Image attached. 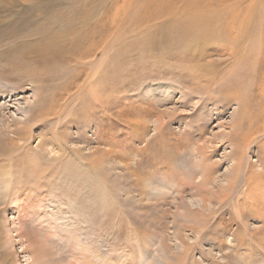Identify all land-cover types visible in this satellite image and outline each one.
<instances>
[{"label": "rangeland", "instance_id": "obj_1", "mask_svg": "<svg viewBox=\"0 0 264 264\" xmlns=\"http://www.w3.org/2000/svg\"><path fill=\"white\" fill-rule=\"evenodd\" d=\"M48 1L51 2L50 6L35 9L33 0H25V5L32 6L28 8L15 5L19 2L12 5L14 0H0V86L10 91L8 95L0 96V145L10 143L11 138L18 141L14 131L24 127V123L19 122L29 121L31 113L35 112L33 110L40 101L49 104L54 100L57 108L62 107L61 111H69L73 106L79 107L82 100H90L92 96L90 88L92 90L93 86L87 87L86 84L91 79L89 76L94 72L91 65L83 66L79 62L97 60L99 63L97 66L100 67V74L103 75L105 83V96L110 100L104 103V107H99L102 110L103 121L98 127H101H99L100 131L106 130L107 134L97 138L96 132L99 130L93 124L84 129L70 125L72 129L69 127L68 132L72 141L70 146L76 147L87 156L100 151L95 154L96 158L102 157L106 161L103 164L104 175H106L105 179H108L107 184L111 188L114 204L117 205V221L111 222L109 215L105 213L106 209L92 216L94 218L91 219L90 227L95 228L93 240L100 247V254H103L100 255L103 259L100 261L101 264L109 262L110 259H116L117 264H142L146 259L156 264H264V192L259 200L249 199L244 203L242 201L245 195L241 194L237 198L238 201L233 200L229 204H219L213 199L208 205H200V207L189 205L195 211L194 214H189L185 205H181L176 191L180 180L185 178L184 175L175 177L168 174L164 179L165 174L159 175L155 172L165 167L173 171L169 166L170 163H180L184 160L190 162L192 157L197 159L196 153L192 156L189 151L194 150L197 145H210L213 148L208 150H215L208 155V160H211L209 163L213 164L216 170L215 175L212 176L215 180L213 188L218 191L220 185L225 186L227 184L225 174L233 167V162L227 156L233 148L222 135L230 134L229 125L233 114L238 110V105L234 103L232 97L217 106L211 101L205 103L206 100L195 97L196 93L190 83L186 85L177 81L175 77L170 76L171 74L164 75L155 84L150 83L146 77L152 68L151 59L165 58L166 50L173 51L170 55L172 62L179 58L186 62L184 66L175 67L173 71L177 72L176 74H183L187 67L192 68L198 72L197 82L201 86L211 84L209 78L215 82L217 79L220 81L227 78L234 70L236 74L239 69L240 53L219 55L216 49H221V46L216 47L209 42L203 44L204 40L209 39H204L205 35L200 32L198 33L203 38L196 36L197 33L194 34L193 31L197 29L192 26V21L198 22L201 15L214 19L212 27L229 35V44L232 42L238 52L244 53L251 44L260 50V47H264V0H88L85 13L97 10L101 14L97 15L96 19L87 20L85 26L80 23L79 16L76 17V21L66 27L63 36L56 37L60 43V46L56 47L53 39L49 41L43 38V30L55 19H64V14L70 5L73 12H79L80 9L82 11L83 2L81 0ZM74 1L79 2L74 3ZM15 15L17 17L14 18ZM187 21L191 24L189 30L185 31L188 33L187 36L177 41H166L161 39L160 33L154 37L159 39L157 45L149 46L148 41L155 31L165 30L174 22L186 25ZM115 24L117 27H112ZM79 31L83 33L82 37L79 36ZM209 38L216 42L215 37ZM38 41L42 43V49L39 44L37 45ZM87 51L90 52L88 55ZM196 66H200L205 71L201 73ZM251 66L249 62L247 69V66L241 68L245 71L244 82L249 84L245 96L250 100V110L258 116L255 117V124H262L264 122V59L259 70L254 72L252 71L254 67ZM114 68L117 71L111 77L110 72ZM210 70L212 74L209 73ZM250 84H253V87H250ZM152 87L156 90L153 91ZM81 88L83 89L80 90ZM153 96L159 100L156 112L145 113ZM161 96H168L167 103L160 102ZM199 105L202 107V112L198 117H193L194 113H198ZM122 109L125 112L120 111ZM165 115L171 116L170 120L168 119L171 123L168 129H165L167 139L164 142L160 135L156 137L152 121ZM53 117L52 115L49 118ZM136 121H140L137 127L132 124ZM244 122L246 126L243 130L247 132L249 117H246ZM27 125H32L30 129L33 147H37L50 136L48 121L43 120L36 124L31 121ZM61 129L63 130L62 127ZM161 131L159 130L158 134H161ZM80 133L84 136H80ZM176 137L188 138L179 143L184 146L183 148L178 146L179 151L172 152L173 155H168L154 166L145 167L146 160L143 159L148 155L156 157L157 152L153 148L156 144L174 146L176 142L172 139ZM150 141H153L152 144H149ZM261 143H264V136L250 143L249 149L245 152L255 171L264 169V148ZM148 145H150L149 149H146ZM139 162L143 163L139 167L141 170L139 168L135 170ZM101 163L102 161H97L99 167L102 166ZM262 179L264 180V177ZM198 180L199 178L196 179ZM135 181L162 184L161 188L165 195L163 197H166L168 203L165 201L155 205V201L150 202L135 196L138 193V188H133L135 186L133 184H138ZM121 184V187L118 186ZM123 187H126V190ZM132 188L135 189L131 192L133 194L128 193L127 190ZM146 189L150 191L151 188L149 186ZM153 193L157 195L158 191ZM44 194L36 198L39 200L42 198L40 201L43 198L45 201L55 198L57 205H75L74 202L80 205L81 197L84 196L70 192L68 197L61 191L58 197L46 192ZM112 196H109L110 199ZM182 196L183 201L190 204L196 199L195 202L200 201L199 196L192 195L189 191L184 192ZM21 197L20 200L23 199ZM136 197L141 200L140 203ZM60 200L64 201L60 202ZM13 201L8 196L7 200L0 204L5 205L0 215V264H32L31 255L25 252L27 246V242L23 244L25 238L17 236L20 230L19 224L16 226L19 213L14 208H17L15 203L18 202ZM19 202L22 205L23 201ZM200 211L202 214L198 213ZM85 212L92 214L94 211L85 209ZM144 214L150 217V224L143 221ZM201 215H204L205 219ZM106 218L110 219L109 222ZM187 218L192 219V222ZM198 219H204L202 224L196 222ZM34 222L35 224L29 223L31 232L37 229L36 232L31 233L33 239H36L34 242H37V245L45 243V247L51 249L56 254V258H60L62 251H58L47 242L51 235L48 229L42 228L48 225V221ZM40 224L43 226L40 227ZM44 233H48V236L45 237ZM154 258L157 260L153 261ZM114 263L112 261V264Z\"/></svg>", "mask_w": 264, "mask_h": 264}, {"label": "bare ground", "instance_id": "obj_2", "mask_svg": "<svg viewBox=\"0 0 264 264\" xmlns=\"http://www.w3.org/2000/svg\"><path fill=\"white\" fill-rule=\"evenodd\" d=\"M17 2L19 3L15 4ZM24 2L25 0L24 1L14 0V3L12 5L15 4V5L24 6L27 8L32 7L30 5H25ZM76 2H79V1H74V3ZM81 2H83L82 11L80 9L79 12H73L72 6L70 5V7L67 9L66 14H64L65 16L64 19H59V18L55 19L48 26L45 27V29L43 30L44 31L43 38H47L49 41L53 39L54 46L55 47L57 45L60 46L59 40H57L56 37L59 35L63 36V34L65 33L66 27L72 25L73 21L74 22L76 21L75 20L76 17L79 16L78 17L79 21L84 26L87 20L98 18L97 15L101 14V12L94 10L89 13H85L87 4H89L88 0H81ZM32 4L35 9H39V7H42V6H50L51 2L48 0H33ZM15 17H17V15H15L14 18ZM213 20L214 19H209V17H203L201 15L198 19V22L192 21V26L195 29H197V31H193V32L194 34L197 33L196 36H200L203 38V36L199 35L198 32H200L203 35H205L204 39L206 38L209 39V40H204L203 44H207L209 42L211 43V45L215 44L216 47L221 46L220 47L221 49L219 48L216 49L219 55H224L225 53H229L231 55L240 53V57L238 59L239 69L236 74L234 70L229 76L227 75L228 77L226 76L227 78L223 80L221 79L220 81L217 79V81L215 82L214 80L209 78V80H211V84L201 86V84H198L197 82L198 81L197 78H199L198 77L199 74H197L198 72L194 71L192 68L187 67V69L184 71L183 74L182 73L176 74L177 72L173 71L175 67H182L186 64V62H183L182 61L183 59H180V58L176 59L175 62H172L170 60L171 58L170 55L173 54V51L166 50L167 56L165 55V58L160 59V60H155V58L154 60L151 59L150 67L152 68H151V71L147 73V76H146L150 83L155 84L159 80H161L164 75L171 74L170 76L175 77L177 81L184 82L186 85H189L190 83V85H192V89L196 93L195 97L196 98L201 97L200 100L202 99L203 101L206 100L204 101L205 103H207V101H211L215 104V106H217V105L223 104V102H225L227 99L232 97L234 103L238 105V110L233 114L232 122L229 125L230 130H231L230 134L222 135L224 139L226 138L227 141L231 143L232 148H233L230 154H228L227 156V158L233 162V167L225 174V182L227 183L225 186L220 185L218 191H215V189L213 188V186H215L214 185L215 180L212 178V176L215 175L214 173L216 170H214V165L209 163L211 160L210 161L208 160V155L211 154L212 151H215V150H211V151L208 150L209 148L211 149L213 148V146H210V145L209 146L208 145H205V146L194 145L196 146L194 147L195 149L192 150L191 148L192 151H189V152H191L192 156H194L193 153H196L195 155L198 158L196 157L197 159H193V157L191 156L192 158L190 159V162H188L187 160L186 161L184 160L180 163H175V162H174L175 164L170 163L169 166H171L170 168H172L173 171L168 169L167 167H165L166 169L156 168L157 170H155V172L159 173V175L165 174L163 177L164 179H165V176L168 174L173 175L175 177H178V175H184L185 178H182L180 180V184L178 183L179 185L176 191H177V195L180 196V198L178 196V199L180 200V203H182L181 205L183 206L185 205L184 207L186 208V211L189 214H194L195 212L189 205H192V206L199 205L200 207V205H208V202H211V200L213 199L217 200L219 204H229V203H232L233 200L238 201L239 199L237 198H239L241 194L245 195V199L244 201H242L244 203L245 200L248 201L249 199L253 201L255 199L259 200L260 198L263 197V196L261 197V195H262V192H264V180L262 179L264 177V169L262 171H255L252 168L253 164L250 163V161L248 160L249 158L247 159L246 154H245V152L249 149L250 143L254 142L255 140L261 139L264 136L263 134L264 133V122L262 124L260 123L255 124V117H258V116L254 115L253 111L250 110V104H251L250 100L245 96L246 94L245 90H247V85L249 84H245L244 82V78H245L244 72L245 71L241 70V68L245 66H247L246 67L247 69L249 67V62L252 65L251 67H254L252 71L255 72L259 70L261 68L260 66L261 61H263L264 59V47L263 46L260 47V50H259V48H256L254 44H251V46L246 48L244 53L238 52L237 49L235 48V45L232 42L229 44V41H228L229 35L227 36L226 33L219 32L216 29H214V27H212ZM113 21H117V20L113 19ZM186 25L182 23L177 24L176 22H174L165 30L161 31L160 29V30L155 31L154 32L155 34L151 35V39L154 42L151 41L150 39V41H148L149 46L152 47L154 45H157V41L159 39H154V37L157 35H160V33L162 34V36L160 35L162 40H166V41L176 40L177 41L179 39H182V37H185L188 35V33H186L185 31L189 30L188 27H190L191 24L189 21H187ZM112 27H117V24L112 25ZM82 35L83 33L79 31V36L82 37ZM212 36L215 37L216 42H214V40H210L209 37H212ZM38 44H39V47L42 49L43 48L42 43L38 41L37 45ZM227 45H229L230 47ZM77 49H80V48H77ZM143 49H145V46L143 47ZM89 53H90L89 51L86 52L87 55ZM79 63H82L83 66L84 65L92 66L91 67L92 72L94 73L91 76H89L91 77V79L88 81V84H86L87 87L90 85L93 86L92 90L89 87L90 92H92L91 99L88 100V99L83 98L84 100L81 101L79 107L77 106L76 108V106H73L70 110L67 108L69 111H61L62 107H58L59 108L58 109L56 103H54L55 102L54 100H52L49 104H44L43 103L44 101H40L36 109L33 110L37 112V114L35 115V112L31 113L29 117V121L27 120V121L19 122V123H24V127L18 128L16 131H14L16 135L18 136V141L10 137L11 138L10 143H4L0 145V204L4 203L5 199L7 200L8 196L11 198V200H14L13 201L14 203L15 202L19 203V205H17L18 203H15L16 205L15 207L17 208H14V209H17L19 213V215L17 216L18 223H16V226L17 224H19L18 229L20 230L17 236L22 239L25 238L24 239L25 242L23 243L25 244L27 242V246L25 247L26 248L25 252H28L31 255L32 264H67V263L69 264H101L102 262L100 261L103 259H102V256L100 255H103V254H100L101 249L97 245V243L93 240V238L95 237V233H94L95 228H93V226L90 227L91 219L93 220L94 218V217L92 218V216L95 215L96 213H101L102 210L106 209L105 213L109 215V218L112 220L111 222L117 221V205L114 204L115 200H114V197L112 196V192L110 191L111 188H109L107 184L108 179L106 178L107 179L106 180L105 179L106 175H104L105 167H103V164H105L106 161H104L102 157L96 158V155H95L97 153H100V151H95V153L87 156L84 153H82L79 149H77L76 147H72V145L70 146V143H72L70 139V135H69L70 132H68L70 128L72 129L70 125L72 126L74 125L76 126V128L81 127V129H84V127L89 126L90 124L96 125V127H98V125L101 126L102 125L101 123L103 121V114H102V110H100L99 107H104V103L107 101H110L105 96V91H106L105 85H104L105 83H104L103 75L100 74V69H99L100 67L97 66L99 64L98 61L97 60H94L91 62L83 61ZM116 65L117 64H115V66ZM196 67L200 70L201 73L205 71V70H202L200 66H196ZM124 69H126V67ZM116 71H117L116 68H114L113 71L110 72L111 77H113ZM211 71L212 70L208 72L212 74ZM204 75L207 76V74H204ZM250 87H253V84H250ZM82 89L83 88H81L80 90ZM151 89H153V91L156 90L155 87H152ZM85 90H86V87H85ZM9 93L10 91H8V89L6 90L5 88H3V86H0V96L5 95V94L8 95ZM148 94L150 95V93ZM159 98H161L160 102L167 103L168 96H161ZM200 100H198V103ZM158 103H159V100H157V98H154L153 96L152 100L150 101V105L148 106L147 109H145L144 112L145 113L146 112L147 113L156 112L155 109ZM200 105L197 107L198 113L196 114L194 113L193 117L195 116L198 117V115L202 112L201 111L202 107ZM120 111L125 112L123 109ZM52 115L54 117L49 118ZM246 117H249V123H250L247 125L248 127L247 132L243 130L244 127L246 126L244 122V119H246ZM169 118H171V116L165 115L162 118L159 117L155 119L154 121H152V123L155 126L154 130L156 131V137L160 135V138L164 142L167 139V134L165 133V129H168L171 123L169 121L170 120ZM43 120L49 122L50 136L46 140L40 142V144L37 147H33L31 145L32 130L30 129L32 125L28 126L27 124L31 121H34V124H36L39 121H43ZM139 122L136 121L132 124L135 127H137L136 125L138 124L140 125ZM3 125L6 126V123L3 122ZM61 127L63 128V130L61 129ZM99 127L97 128V130H99L98 131L99 133L96 132L97 138L107 134L106 130L100 131L101 127L100 128ZM159 130H162L161 134H158ZM8 131L10 132L11 130H8ZM0 134H1V131H0ZM79 135L82 137L84 136L82 135V133H80ZM177 138L178 137L172 139V141L176 142L174 146H171L170 144L168 145L162 144V146H160L159 144H156L155 147H153L154 149H156V152H157L156 157L155 156L153 157V155L152 156L148 155L146 159H143V160H146L144 165H147V166L145 167H148V165L154 166L160 163V161H162L166 157H168V155H170L172 152L179 151L178 150L179 147L183 148L184 146L179 145V143H181L182 140H188V138H185V137L183 138L179 137L178 139ZM152 142L153 141H150L149 144H152ZM261 144L264 148V143H261ZM149 146L150 145H148L146 149H149ZM214 148H217V147H214ZM179 158L180 156H178V159ZM99 160L102 161L101 163L102 166L100 167L97 164V161ZM142 165L143 163L138 164L135 170H137V168H139ZM198 178L199 180L196 181V179ZM138 179L139 178H137V180ZM153 179L155 180V178ZM123 181H121V183ZM135 182L138 183L137 185L133 184L135 185L133 186V188H138L137 189L138 193L135 196H139L150 202L155 201L156 203L155 205H158V203H161V202H165V201L167 202V199H165L166 197H163L165 195L163 194V189L161 188L163 187L161 186L162 184L156 185L155 182L153 183V182H143V181L142 183L138 181H135ZM174 182L175 180L173 181V183ZM176 185H177V182H176ZM118 186L121 187L122 184ZM149 186L151 188L150 191L146 189ZM125 188L126 187H123V189ZM133 188L132 190H127L128 193L134 192L135 189L133 190ZM60 191L63 193V195L67 194L66 196L68 197H69L70 192H73V194L77 196L80 194L84 195L83 197H81L82 205H81V202H80V205L79 204L76 205V202L74 201L73 202L75 203V205L74 204L57 205L55 202V198L54 200H52L53 198L52 199L49 198V199H46V201L44 200V198L42 201H40L42 198L40 200L37 199L39 198L40 195L44 194V192L53 194V196L58 197V194L60 193ZM153 191H158L157 195L156 193L154 194ZM176 191L174 190V192ZM186 191L191 192L192 195L199 196L200 201L198 200V202H195L197 199L196 200L194 199L195 201H192L191 204L183 201L184 198L182 195ZM21 195L22 196L24 195V197H21ZM66 196L65 198L68 199V197ZM109 196H112V199H110ZM20 197L23 198L21 199L23 201L22 205H21V202H19L21 201ZM57 199L59 200V198ZM64 200H60V202H63ZM137 200L139 203L141 202L140 199H137ZM176 200H177V197H176ZM45 203L47 205H45ZM152 204L153 203H151V205ZM4 206L5 205H0V215L2 214L4 210L3 208ZM85 209H92L94 212H92V214L89 212L87 213L85 212ZM198 213L202 214L201 211ZM143 216H145L143 221H147V224H150V221H151L150 217H146L147 214H144ZM201 216H203V218L205 219L204 215H201ZM107 219L108 218H106V220ZM110 219H108V222ZM187 219L190 220V222H192V219L190 218H187ZM204 219H198L196 220V222L197 223L201 222L202 224ZM34 221H41L45 223H47L46 221H48V225L43 226L40 224L41 226L40 225L39 226L40 227L43 226L42 227L43 229H48L49 231L48 233L51 235L52 239L50 238L51 241L48 240L47 242L52 244L53 247L57 248L58 251H62L60 258H56L55 257L56 254H54L51 251V249L49 250L48 248H46L45 243L42 245L41 244L37 245V242L36 243L34 242L36 241V239L35 240L33 239V235L31 233L36 232L37 229H34V231L31 232L32 228H30V224H29L30 222L35 224ZM112 225H115V224H112ZM26 228L29 230H27ZM18 229H16V231ZM48 233L47 234L44 233L46 235L44 236L47 237ZM165 254L166 253H164V255ZM146 260L145 261L142 260L144 262L143 263L141 262V263L142 264H152L153 263V262L150 263L149 261H146ZM156 260L157 259L154 258L153 261H156ZM64 261H66V263ZM112 261L115 262L114 264H117L116 259H112V260L110 259L109 262L106 261L104 263L112 264ZM153 264H156V263H153Z\"/></svg>", "mask_w": 264, "mask_h": 264}]
</instances>
